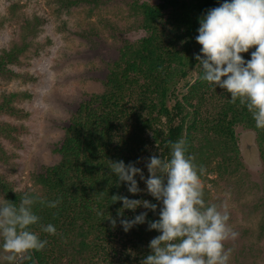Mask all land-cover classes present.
Masks as SVG:
<instances>
[{"label": "trees", "instance_id": "16d2710c", "mask_svg": "<svg viewBox=\"0 0 264 264\" xmlns=\"http://www.w3.org/2000/svg\"><path fill=\"white\" fill-rule=\"evenodd\" d=\"M70 7L78 2L98 0H64ZM223 0H158L131 3V10L140 16V26L146 35L126 43L117 59L108 67L100 92L88 94L71 114L62 140L54 150L58 160L46 165L34 176L35 189L16 191L0 176V195L19 203L25 192H34L46 200L61 199L56 208L39 202L35 213L41 218L31 226L48 244L41 252L32 254V260H18L17 264H100L109 255L107 246L120 228L119 220L112 227L109 216L117 218L122 202L112 203L113 195L135 199L124 183L116 186L115 176L110 175L109 161L123 160L125 164L137 162L145 151L147 133L157 142L156 153L169 155V141L186 140L188 155L209 174L230 175L241 164L235 127L252 129L260 155L264 157V129H257L246 107L230 101V94L223 89L212 95V86L200 80V68L195 54H200L198 35L199 18L208 9L219 6ZM39 20H26L18 41L0 49V79H24L25 73L12 66L21 65V56L30 46L39 30ZM241 54L245 60L251 58ZM196 72L195 80L188 85L185 79ZM184 81L190 95L180 101L172 90ZM211 91V93H210ZM209 92L216 111L210 119L199 120L198 110L186 111L189 99ZM29 95L24 91L0 92V162L7 163L13 156L4 141L13 147L20 146V135L25 126L13 122L25 118L26 111L18 106ZM138 163L136 164V166ZM201 177V178H202ZM137 179V177H135ZM205 192L207 201L208 193ZM1 200V201H2ZM157 203L154 198L149 199ZM148 211V210H147ZM102 212L103 215H98ZM132 210L125 209L124 217L130 218ZM159 205L155 213L148 211V220L159 218ZM53 224L56 235H49L40 225ZM134 254L126 253L125 264H140L150 249L151 239L159 235L149 231L147 222L137 225L130 234ZM137 238V241L135 240ZM123 263V264H124ZM109 264V263H108Z\"/></svg>", "mask_w": 264, "mask_h": 264}, {"label": "rangeland", "instance_id": "374dc122", "mask_svg": "<svg viewBox=\"0 0 264 264\" xmlns=\"http://www.w3.org/2000/svg\"><path fill=\"white\" fill-rule=\"evenodd\" d=\"M134 1L158 3V0H98L67 7L64 0H0V49L19 40L26 20L40 21L33 38L36 45L21 56V65L12 66L15 71L25 73L24 79H0V92L16 90L29 95L18 102L26 111L25 118L4 117L26 128L20 135L19 147L4 141L7 152L13 156L7 163L0 162V176L14 190L35 189L34 176L58 160L54 150L78 104L88 94L102 90L108 67L117 59L120 49L146 35L140 26V16L131 10ZM195 78L196 72H191L185 82L189 85ZM220 90L219 86L212 88V95H218ZM175 94L179 101L190 95L184 81L179 82L176 91L174 87L172 98ZM209 95L207 92L201 97L199 92L190 98L191 107L187 106L186 111L195 107L200 121L210 119L216 107ZM235 134L241 161L238 170L230 175L209 174L201 181L208 193L207 202H225L230 224L239 233L236 240L225 245L233 249L230 264H264V157L252 129L237 125ZM147 135V145L137 165L145 177L148 176L145 162L156 153L157 145L154 137ZM137 181L141 189L146 187L139 176ZM150 197L141 192L135 199ZM144 211L147 210L140 207L130 218ZM133 228L125 233L120 226L115 231L114 239L106 247L109 255L100 264H123L126 253L132 258ZM2 255L0 264H7Z\"/></svg>", "mask_w": 264, "mask_h": 264}, {"label": "clouds", "instance_id": "9594fccd", "mask_svg": "<svg viewBox=\"0 0 264 264\" xmlns=\"http://www.w3.org/2000/svg\"><path fill=\"white\" fill-rule=\"evenodd\" d=\"M200 54L195 59L200 68V80L214 89L230 94L233 104L239 102L251 113L257 129H264V0H223L199 18ZM251 52L245 60L241 55ZM186 140L169 141V155L160 153L147 158L145 177L137 162L109 161L110 175L116 186L124 183L132 195L146 192L157 203L148 199H129L113 195L112 203L122 202L117 218L109 216L113 228L117 225L127 233L147 222L148 230L159 233L150 240L149 253L140 264H230L233 249L226 242L236 240L239 233L230 224V213L225 202L208 203L201 181L205 169L188 155ZM146 185L141 189L135 177ZM56 208L61 199L46 200L34 192H25L19 203L0 201V253L7 264L18 260H32V254L43 251L48 241L31 230L40 222L34 211L37 203ZM159 218L148 220V211ZM143 207L133 218H125L124 210ZM98 215H103L98 212ZM42 232L56 235V227L40 225Z\"/></svg>", "mask_w": 264, "mask_h": 264}]
</instances>
